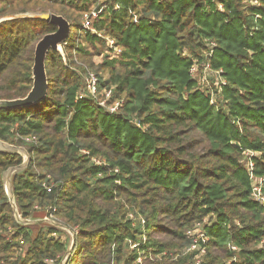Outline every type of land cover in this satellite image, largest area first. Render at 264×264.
I'll return each instance as SVG.
<instances>
[{"label":"trees","instance_id":"obj_1","mask_svg":"<svg viewBox=\"0 0 264 264\" xmlns=\"http://www.w3.org/2000/svg\"><path fill=\"white\" fill-rule=\"evenodd\" d=\"M46 13L73 34L64 54L48 52L45 99L0 109V139L30 156L12 177L20 216L51 217L75 243L68 255L64 228L16 219L3 173L24 158L0 153V264H195L183 253L197 226L209 238L201 264H264L245 155L264 178V0H0V19L13 16L0 22V99L31 90L36 44L57 30ZM207 41L227 80L213 104L190 74ZM87 70L119 113L82 95Z\"/></svg>","mask_w":264,"mask_h":264},{"label":"built area","instance_id":"obj_2","mask_svg":"<svg viewBox=\"0 0 264 264\" xmlns=\"http://www.w3.org/2000/svg\"><path fill=\"white\" fill-rule=\"evenodd\" d=\"M254 3H257V0H254ZM222 6H220L221 8ZM103 8L100 10L93 11L90 15H85V21L83 23V28H87L90 25V16H98L102 12ZM135 21H138L137 17L135 16ZM206 46L209 48L206 53L207 60L205 61H199L194 60V63L190 69V74L192 78L197 81V83L202 87L203 89H206L209 91V95L211 98L212 104L217 100V98L222 96L223 93V87L227 85V80L223 76L224 71L223 69H217L212 66V58L215 54V48L217 46L214 42H206ZM106 49L114 56H117L121 49L117 46V43L115 39H107V46ZM113 91L112 89H104L103 91H100L99 88V78L96 73L93 71L87 70V72L84 75V89L82 90V95L85 97H90L97 101L99 106L103 107L104 110L108 111L111 114L119 113L121 110V106L123 104V101L121 100H115L114 103H109V99L112 97ZM245 155L248 157V167H249V173L251 179H253V185H252V195L253 198L261 205L264 206V192L262 183L264 181V178L262 177H256V174L254 172L255 168V162L253 161V157L256 155L254 151H245ZM47 217V216H46ZM133 218V215H131ZM49 219H52L51 217H47ZM142 224H145V220L142 219ZM189 235L193 238V242L189 247L184 249L183 254H188L193 251H196V261L195 264H201L202 257L207 253V241L208 236L202 226H197L195 229L191 230ZM145 238V236H144ZM146 239V238H145ZM131 248L138 247L139 243L133 244L132 241H130ZM233 250H237L236 246L232 247ZM67 259V258H66ZM64 258V260L66 261ZM138 261L140 263L143 262V256L140 255L138 258Z\"/></svg>","mask_w":264,"mask_h":264},{"label":"water","instance_id":"obj_3","mask_svg":"<svg viewBox=\"0 0 264 264\" xmlns=\"http://www.w3.org/2000/svg\"><path fill=\"white\" fill-rule=\"evenodd\" d=\"M42 19L49 21L50 23L57 26V30L53 33L46 34L41 38L35 47V58L32 67V79L33 85L29 93L22 98H17L13 100L0 99V109H16L26 106H31L41 102L48 94L49 82L46 69V59L50 49L56 50L64 54L63 45L67 44L68 39L72 33L71 23L62 15L54 13H46L40 16ZM13 17H5L0 19V22L6 19H11ZM0 153H20L23 155V162L17 166L9 168L3 173V180L5 189L7 191L10 203L14 209L16 219L26 225H35L38 223H50L56 224L64 229V225L56 222L53 219L47 217L44 218H33V219H23L18 211L15 196L13 192L12 177L14 174L19 173L25 170L30 162V156L27 150L24 147L12 145L0 139ZM72 235V244L68 249V255L72 252L75 243V234L72 230L68 229ZM67 256L65 257V259ZM61 264H66V261L63 259Z\"/></svg>","mask_w":264,"mask_h":264},{"label":"rangeland","instance_id":"obj_4","mask_svg":"<svg viewBox=\"0 0 264 264\" xmlns=\"http://www.w3.org/2000/svg\"><path fill=\"white\" fill-rule=\"evenodd\" d=\"M22 15H26V16H30V17H35V16H39V14L38 13H26V14H20V15H17V16H22ZM10 17H13V16H10ZM7 18V17H6ZM74 31V29H72V32ZM72 34L73 33H71V36H72ZM70 36V37H71ZM105 51L106 52H109L108 50H106L105 49ZM102 60V57H97L96 58V61H101ZM94 73H95V71H93ZM69 234H70V236H72L71 235V232L68 230V229H65ZM71 239H72V237H71Z\"/></svg>","mask_w":264,"mask_h":264}]
</instances>
